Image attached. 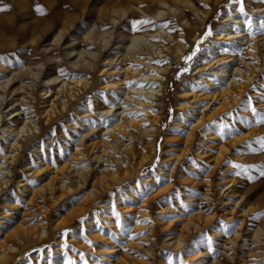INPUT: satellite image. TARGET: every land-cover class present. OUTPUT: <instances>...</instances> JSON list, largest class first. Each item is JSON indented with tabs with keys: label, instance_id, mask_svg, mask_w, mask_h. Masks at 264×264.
<instances>
[{
	"label": "rangeland",
	"instance_id": "374dc122",
	"mask_svg": "<svg viewBox=\"0 0 264 264\" xmlns=\"http://www.w3.org/2000/svg\"><path fill=\"white\" fill-rule=\"evenodd\" d=\"M146 1L0 0V84L12 78L0 89V264H264V0H190L198 16L168 0L181 20L159 7V25ZM159 29L184 53L158 42L163 57L126 61L165 69L161 96L139 107L125 101L138 79L117 86L119 60L130 37ZM125 116L135 126L104 135Z\"/></svg>",
	"mask_w": 264,
	"mask_h": 264
},
{
	"label": "bare ground",
	"instance_id": "6f19581e",
	"mask_svg": "<svg viewBox=\"0 0 264 264\" xmlns=\"http://www.w3.org/2000/svg\"><path fill=\"white\" fill-rule=\"evenodd\" d=\"M130 1L131 0H124V2L127 3V4H130ZM171 1H172L173 4H176V5H179L181 7L190 9L194 14L197 15V10H196L194 4L190 0H171ZM171 1H170V3H171ZM214 1L216 3H221L223 1H227V3L229 4L232 0H214ZM168 3H169L168 0H147L146 1V4L149 5V6H151L154 9V13H153L152 16L154 18L155 25H159L160 21L162 22L163 18L165 17V15L163 14V11H160L159 10V7H164V8L166 7L168 9H171V7H169ZM127 4H126V6L128 7V9L131 8ZM109 13H117V12H116V9L112 7L111 10H108V14ZM97 14L99 15V13H97ZM180 14H182V13L181 12H177L176 9H174V8L171 9V15L172 16L175 15L176 16V19H178L179 22L181 20L179 18V15ZM182 19H184V18H182ZM234 20H232V19L229 20L228 19V21H233L232 24H237L238 22H236ZM178 25H179V23H178ZM186 26H187V29H188V32H189L188 34L191 35L192 27H190V25H186ZM102 35L103 34H101V33H97V35H95V38H88V39L91 40V41L96 42V41L99 40V37L102 36ZM151 35H153V37H154V41L153 42L147 41V39L144 38V37H139V36L130 37L128 39L129 40V45H126V46L123 47L126 50L125 51L126 53L123 54L122 57L120 56L121 59L119 60V63L120 64H123L122 65L123 78L119 81V84L117 86H121V87H123L122 89L128 90L129 88H127L126 80H124V79L126 77H131V78H134V79H138V81H139L137 83L138 86L135 89L131 90L130 92L128 90V92L125 93L126 94L125 101L126 102L127 101L130 102V100H132V103L138 104L139 107L144 106L145 105L144 104L145 102H143L141 100H137V97L138 96L139 97L142 96L143 99L144 98L151 99L152 101H155L157 97L161 96V93H160V90H159V85H160V81L162 79H161L160 75L164 74L165 69H162V68H159V67H155V66H151V67L148 68V71L149 72H153L154 74H146V75H144L143 73H135L131 68H129L127 66L126 61H128V60L137 61L138 60V55L141 54V53H146V52L151 53L150 54L151 56L152 55H155L156 57H163L162 56L163 52L160 51L157 48V46L155 45L158 42L167 43V45L163 44L161 48H164L165 49L169 45L170 46V52L174 53V56L177 57V58H179L180 56H182L183 53H184V47L185 46L182 45V44H179L176 41V39L173 38L166 31L159 29V30H157L155 33H153ZM241 36H239L237 34L236 35H233V38L236 40L238 46L239 45H243L242 40L239 39ZM59 37H60V35H57L56 38H55V40H54V42H56ZM102 40H103V38H102ZM32 41H34V39ZM52 42H53V40H52ZM78 54L81 55V53H78ZM49 59H51V57H49ZM230 62H232V60L228 59L227 57L226 58H223V59H217L215 61V63H220L218 66H221V65H224V64H229ZM225 68L226 67H222V71H225ZM237 73H240L239 75H241V77H244L245 79H248L249 78V76H247L246 74H244V72H242L241 70H237ZM213 75H216V74H213ZM218 76H221V74H219ZM233 78H230V82L233 85H238V82H236ZM56 80H57V77L55 79H51L50 78V79H48L46 81V83L47 84L48 83H53ZM11 81H12V78L8 79L3 84H0V89H3L4 90L7 87L8 83H10ZM150 82H152V84L155 83V88H150V86H149L150 89H148V90L146 89V90L143 91L142 89H140V87H143L145 85H148V84H150ZM80 83H81V81L75 82L76 85H78ZM21 89H22V87L19 86L16 90H12V91L13 92H16V91L21 90ZM63 89L65 90V93H67L68 97L70 99H72L73 98V92L71 90V87H69L68 84H66V83L63 82L62 85H61V90H63ZM46 94H47V91H44L43 95H46ZM1 98H2L1 101H6L5 96H2L1 95ZM22 99L23 98H19V101H21ZM64 108H65V106H64V104H62L61 105V110H63ZM121 109L124 110L125 107H122V106L120 108H117L116 107V108H113L114 111H112V109H108V110H106L104 112H101V113L104 114V115H109V114L112 115L114 113L117 114V112L122 111ZM56 110H57L56 106L54 105V103H52L47 111H43V113H45L44 114V119L46 120V122H48L51 119V117L55 114V111ZM11 114H13L12 118H15V121L16 120L19 121V118L20 117H18V116L21 115V112H20L19 109H16ZM7 116L8 115H5V117H7ZM112 117L115 118V116H112ZM116 118H118V116H116ZM153 122H155V119H153ZM28 125H29V122H28L27 119L21 120V121H19L17 127L12 132L17 137H23V134H26L28 131H30V132L32 131L31 130V127H29ZM34 126H36V125L32 124V127H34ZM130 126L131 127L132 126H135V123H134L133 120L128 119L125 116L123 119H119L117 122H115L109 129H106L104 131V135H106V134L108 136L110 135L111 138L116 142V141L119 140L118 139V137H119L118 135L125 133L126 127H130ZM34 129H37V127L34 128ZM2 130H4V129H2ZM145 131L146 130H143V132H142L143 136L147 135ZM80 143H82V142H80ZM96 146H98L97 149H100L101 150V149H104L106 146H109V144L106 141L105 142L104 141L97 142V143L92 142L90 144L84 145L83 148L86 149V150H88V151L91 150V152H92L93 149ZM11 147L12 148L13 147L14 148L15 147L16 148H20L21 145L19 144V141L17 140V141H14L12 143ZM6 157H7V160H6ZM100 158H101V155H99V157L94 158V159H96V160L99 159L100 160ZM1 159L3 161H13L14 160V157H11V155H4V156L1 157ZM0 181H2V178L0 179ZM177 243H179V242H177Z\"/></svg>",
	"mask_w": 264,
	"mask_h": 264
},
{
	"label": "snow or ice",
	"instance_id": "6c2138e0",
	"mask_svg": "<svg viewBox=\"0 0 264 264\" xmlns=\"http://www.w3.org/2000/svg\"><path fill=\"white\" fill-rule=\"evenodd\" d=\"M36 11L40 14H43V9L40 6H37ZM241 11H243V8L241 7ZM137 23H141L140 21H133V28L135 29V26ZM194 55V53H193ZM187 59H191V57H188ZM261 122H264V118H261ZM262 146H264V141H261ZM235 167V165H234ZM264 174V173H262ZM261 215H264V213H261Z\"/></svg>",
	"mask_w": 264,
	"mask_h": 264
}]
</instances>
